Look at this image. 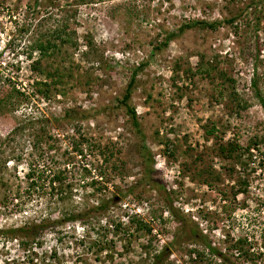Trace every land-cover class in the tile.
Returning <instances> with one entry per match:
<instances>
[{
	"label": "rangeland",
	"instance_id": "1",
	"mask_svg": "<svg viewBox=\"0 0 264 264\" xmlns=\"http://www.w3.org/2000/svg\"><path fill=\"white\" fill-rule=\"evenodd\" d=\"M250 1L0 0V227L89 212L38 242L0 238V264H145L178 228L168 201L186 223L168 264L206 253L191 225L232 260L264 264V110L250 85L264 97V1L242 12ZM233 16L154 50L182 22ZM140 62L129 103L164 189L143 181L120 103ZM230 142L252 156L227 157Z\"/></svg>",
	"mask_w": 264,
	"mask_h": 264
},
{
	"label": "trees",
	"instance_id": "2",
	"mask_svg": "<svg viewBox=\"0 0 264 264\" xmlns=\"http://www.w3.org/2000/svg\"><path fill=\"white\" fill-rule=\"evenodd\" d=\"M264 0H261L260 2L258 0H251L246 6H244L242 12H246L248 10H253L255 12L259 5ZM237 18L235 16L230 18H224V19H215V20H203V19H189L185 22H182L178 27H176L174 30H166L164 31V36L162 40L158 42V44L154 47L155 51L162 50L163 48L167 47L168 44L184 34L187 30L194 29V28H209L211 30H215L218 27H220L222 24H233ZM58 37H60V43H64L63 37L66 36L69 38V35L66 34L65 31L60 30L59 33H57ZM58 46V41L56 39L53 40H45V41H39L36 42V44L32 45L31 49H35L39 52V54H45L47 51L54 49ZM147 64V62H140L133 70L131 71V76L129 78V81L127 82L125 91L123 93V96L120 100V103L125 107L126 113L130 119L131 125L133 126L134 130L136 131L137 135L141 139V153L142 157L145 162V169H144V177L143 181L152 185L160 187V189L164 186L159 183V181L152 177L153 173V164H152V156L150 154V151L148 150L147 146L144 144L145 136L142 131L141 125L138 121L136 111L135 109L130 105L129 101L131 98V94L133 91L134 84L136 82V76L137 74L142 71L144 66ZM49 77V75H47ZM250 85L253 89L254 95L256 99L259 102V105L264 110V97L261 94L260 90L258 89V81L256 79V76L253 75L250 81ZM17 92V91H16ZM239 109H245L246 104L237 105ZM38 121V119H37ZM26 125V124H25ZM24 124L22 125H16L10 133L6 135V137H9L10 135H14L17 133L18 130L24 129ZM261 134L258 136L259 138L264 139V130L262 129ZM255 146L246 145V146H240L239 144L230 142L229 146L227 148L221 147V150H226L227 157H234L235 153L239 154L238 150H242L241 154L247 156H252L251 149H254ZM58 178V176H56ZM168 210L170 211L171 215L175 218V220L178 222V228L175 230L172 240L169 241L166 245L163 246L161 250L156 252L151 260L145 264H168V258L171 254V251L173 247L176 245L177 239L180 237V232L184 230L186 227V223L184 220V217L176 212L175 208L173 207L172 203L168 201ZM111 203V199L104 200L100 202L99 204L92 206L91 209L94 211H101L106 210L108 206ZM89 212H72L68 213L62 218H56V219H39L34 220L31 223H27L23 226H15V227H0V238H6L10 240H17V238L23 239L26 243H29L30 241L38 242L41 237L50 229H53L54 226L62 225L68 222L72 221H82L83 218L87 216ZM190 229V238L193 240H196L201 243L206 253L203 251H197L193 250L195 252V256L191 258V262L193 264H240L236 262L235 260H232L229 258L228 255H226L224 252H222L217 246H215L212 241L202 232L198 230L195 226H188ZM206 256H212L213 258H216L215 261L212 263V261H207Z\"/></svg>",
	"mask_w": 264,
	"mask_h": 264
}]
</instances>
